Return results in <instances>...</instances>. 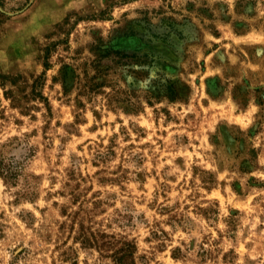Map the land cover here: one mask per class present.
Instances as JSON below:
<instances>
[{
	"label": "rangeland",
	"instance_id": "rangeland-1",
	"mask_svg": "<svg viewBox=\"0 0 264 264\" xmlns=\"http://www.w3.org/2000/svg\"><path fill=\"white\" fill-rule=\"evenodd\" d=\"M0 264H264V0H0Z\"/></svg>",
	"mask_w": 264,
	"mask_h": 264
},
{
	"label": "trees",
	"instance_id": "trees-1",
	"mask_svg": "<svg viewBox=\"0 0 264 264\" xmlns=\"http://www.w3.org/2000/svg\"><path fill=\"white\" fill-rule=\"evenodd\" d=\"M75 214H79V211H76ZM78 238L82 239L83 244L86 246L101 247L102 244H114L113 234L94 229L91 226L88 227L84 223H81L80 235Z\"/></svg>",
	"mask_w": 264,
	"mask_h": 264
}]
</instances>
